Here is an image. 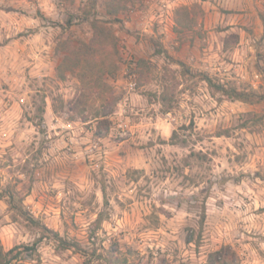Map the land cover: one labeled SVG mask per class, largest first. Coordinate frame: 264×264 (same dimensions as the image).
Masks as SVG:
<instances>
[{
    "label": "rangeland",
    "instance_id": "obj_1",
    "mask_svg": "<svg viewBox=\"0 0 264 264\" xmlns=\"http://www.w3.org/2000/svg\"><path fill=\"white\" fill-rule=\"evenodd\" d=\"M0 6L23 24L5 25L0 43L39 29L47 46L0 54V191L13 193V206L95 252L91 264H107L109 251L127 264H206L225 246L235 253L232 264H264V118L254 120L264 114V100L248 104L213 94L175 63L264 97V10L262 33L254 24L219 34L220 27L203 31L195 23L165 35L149 24L141 0H0ZM190 9L201 17L197 2ZM82 11L90 12L89 21L107 22L117 38L119 61L107 78L117 103L109 129L100 132L93 120L70 118L80 84L57 71L56 49L91 37ZM31 18L38 25L27 23ZM231 34L239 36L236 45L230 46ZM155 43L164 54H156ZM207 48L212 55L197 59ZM131 59L149 61L152 78L139 88L136 80L127 104L118 106L124 91L116 81ZM40 234L0 200L4 250L30 246ZM83 260L48 237L13 264Z\"/></svg>",
    "mask_w": 264,
    "mask_h": 264
},
{
    "label": "trees",
    "instance_id": "obj_2",
    "mask_svg": "<svg viewBox=\"0 0 264 264\" xmlns=\"http://www.w3.org/2000/svg\"><path fill=\"white\" fill-rule=\"evenodd\" d=\"M83 13V11L81 12ZM86 21H89L90 12L83 13ZM176 31L180 32L189 30L192 25L197 22L196 14L192 13L188 7H180L176 10ZM112 22L120 23V20H113ZM70 21H67L69 24ZM107 22H103L97 19L89 21L91 28V37L88 42L83 40H75L71 42H64L62 48L56 49V55L59 58L57 65V71L60 75V79H64L66 74L73 75L80 84V92L69 107L71 112V119L79 117L81 122L87 123L89 121L96 122L97 131L109 129V116L115 111L117 98L113 95L112 88L107 83V78L114 75L117 69L119 61V52L117 46V38L110 28L106 26ZM65 29V28H64ZM127 33L128 30L126 31ZM232 45H236L239 40L237 34H231ZM223 41V48L227 49V41ZM156 44V54L161 55L163 51L159 43ZM170 60L174 61L172 58ZM175 63L182 68L183 75H191L197 77L200 82H204L207 89L215 94L219 93L223 97L232 100L239 101L248 104L259 103L264 100V97L256 92L251 91H239L236 88L229 87L218 80L212 78L205 72L191 73L190 70L180 61ZM136 71L138 73L137 88L148 84L152 78L153 66L149 61L145 59H139L136 62ZM162 99H165V95L162 94ZM61 108L62 103H61ZM43 111V109H41ZM261 118H264V114L254 115V120L259 122ZM39 121L42 118L39 117ZM246 124H243L245 127ZM97 132V134H99ZM173 141V140H170ZM171 143V142H170ZM6 199L10 209H15L19 216L29 224L36 226L40 229V236L30 245L20 244L12 247L9 250H4L0 244V264H13L18 261L22 255L31 256L36 252L37 245L44 239L51 237L61 250H73L80 253L84 260L82 264H91L92 257L95 252L89 254L87 250H84L79 243L74 240L61 237L57 232L48 229L46 226L40 224L34 220L32 216L26 212L22 206L14 205V195L8 189L0 191V200ZM21 201H19L20 203ZM204 210L200 218V227L204 221ZM104 220L103 215L100 213L95 220L96 229H99L101 222ZM96 231L92 232V236ZM191 240L189 239L188 242ZM90 255V256H89ZM235 253L230 247L225 246L221 249L212 252L208 255L206 264H232V258ZM107 264H127V259L123 258L121 261L118 258H114L112 252H108ZM184 264V263H178Z\"/></svg>",
    "mask_w": 264,
    "mask_h": 264
},
{
    "label": "crops",
    "instance_id": "obj_3",
    "mask_svg": "<svg viewBox=\"0 0 264 264\" xmlns=\"http://www.w3.org/2000/svg\"><path fill=\"white\" fill-rule=\"evenodd\" d=\"M194 2L198 3L201 10V17L197 19L196 25L202 28L203 31H210L213 28L220 27L222 30L219 31V34H222L227 33L228 31L242 30L241 26H245L248 24H254L256 26V34L258 32L262 33L263 31L262 29L260 30L258 26L263 22L262 11L264 10V0H172V6L176 11V9L180 7L190 8V5H192V3ZM17 14V12L13 11H4L0 6L1 36V32H3V29H6L3 28L5 25H7L9 29H19V27L23 25L21 22V18L14 16ZM4 19H6V21ZM37 22V19L31 18L27 23L34 24ZM139 24L143 25L142 22H140ZM172 34L174 33L172 32ZM241 35L242 33L240 34V36ZM9 37L10 36H6V42L0 43V54H7V52H11L12 54H14L16 53V51H32L34 49L40 53L47 48L46 37L39 29L31 35H20L16 38ZM211 50L212 48L202 49V51H205V53H198V55L196 56L197 59L203 61L204 58H202V56L212 55V53L208 52ZM39 72H42L40 73L42 76L49 74L43 62ZM116 83L121 84L120 79H117Z\"/></svg>",
    "mask_w": 264,
    "mask_h": 264
},
{
    "label": "built area",
    "instance_id": "obj_4",
    "mask_svg": "<svg viewBox=\"0 0 264 264\" xmlns=\"http://www.w3.org/2000/svg\"><path fill=\"white\" fill-rule=\"evenodd\" d=\"M143 6L146 9L149 24L159 28L161 33L168 35L172 34L175 27L174 20V8L172 6V0H141ZM121 84L123 86L124 94L118 103L120 106L122 103L125 105L129 101V97L136 90V62L131 59L127 65H125L121 72Z\"/></svg>",
    "mask_w": 264,
    "mask_h": 264
}]
</instances>
